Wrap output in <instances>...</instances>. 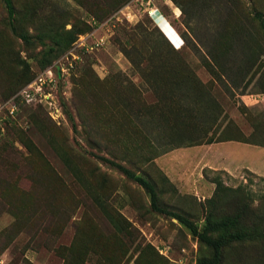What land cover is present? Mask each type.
Instances as JSON below:
<instances>
[{
  "label": "rangeland",
  "instance_id": "rangeland-1",
  "mask_svg": "<svg viewBox=\"0 0 264 264\" xmlns=\"http://www.w3.org/2000/svg\"><path fill=\"white\" fill-rule=\"evenodd\" d=\"M12 4L11 24L0 0V104L53 80L1 121L0 264L210 259L104 159L200 227L241 215L250 238L219 264H264V0Z\"/></svg>",
  "mask_w": 264,
  "mask_h": 264
},
{
  "label": "trees",
  "instance_id": "trees-1",
  "mask_svg": "<svg viewBox=\"0 0 264 264\" xmlns=\"http://www.w3.org/2000/svg\"><path fill=\"white\" fill-rule=\"evenodd\" d=\"M147 1V0H146ZM7 12L10 23H13L14 19V8L12 0H1ZM256 18L264 30V21L261 14L257 13ZM52 52V50H50ZM51 60L47 59L45 66L50 64ZM106 163L112 167L117 168L124 173L129 179L133 180L139 186H141L149 196L150 207L154 212L172 217L176 219L193 237H196L199 242L206 245L211 249V257L207 260H202L199 264H219L221 261V254L224 247L232 242H243L250 238L247 231L238 228V224L241 219V215L234 217H227L219 221H212L207 218L203 226H198L189 218L169 211L158 205L154 186L145 178L134 175L121 165L114 163L113 161L104 159Z\"/></svg>",
  "mask_w": 264,
  "mask_h": 264
},
{
  "label": "built area",
  "instance_id": "built-area-1",
  "mask_svg": "<svg viewBox=\"0 0 264 264\" xmlns=\"http://www.w3.org/2000/svg\"><path fill=\"white\" fill-rule=\"evenodd\" d=\"M150 2L151 0H147V3L150 4ZM52 80L50 72L41 74L31 84L23 88L13 98H11L8 104H0V134L4 131L3 127H1V121H3L6 117L4 113L7 111L9 115H12L15 112L17 109L16 100L21 99L27 103L34 102L37 97L44 95L45 85H49Z\"/></svg>",
  "mask_w": 264,
  "mask_h": 264
},
{
  "label": "bare ground",
  "instance_id": "bare-ground-1",
  "mask_svg": "<svg viewBox=\"0 0 264 264\" xmlns=\"http://www.w3.org/2000/svg\"><path fill=\"white\" fill-rule=\"evenodd\" d=\"M152 11H153V9H152ZM152 11H151V13H153Z\"/></svg>",
  "mask_w": 264,
  "mask_h": 264
}]
</instances>
